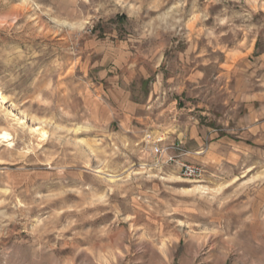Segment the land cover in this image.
I'll use <instances>...</instances> for the list:
<instances>
[{"label":"rangeland","instance_id":"1","mask_svg":"<svg viewBox=\"0 0 264 264\" xmlns=\"http://www.w3.org/2000/svg\"><path fill=\"white\" fill-rule=\"evenodd\" d=\"M0 89V264H264V0H0Z\"/></svg>","mask_w":264,"mask_h":264},{"label":"built area","instance_id":"2","mask_svg":"<svg viewBox=\"0 0 264 264\" xmlns=\"http://www.w3.org/2000/svg\"><path fill=\"white\" fill-rule=\"evenodd\" d=\"M151 138V136L149 137ZM152 152L159 164L178 165L181 173L188 178L201 177L205 169L200 164L188 163L184 160L189 151L182 142H167L163 137L151 139Z\"/></svg>","mask_w":264,"mask_h":264},{"label":"bare ground","instance_id":"3","mask_svg":"<svg viewBox=\"0 0 264 264\" xmlns=\"http://www.w3.org/2000/svg\"><path fill=\"white\" fill-rule=\"evenodd\" d=\"M6 102V98L5 96L3 95V93L1 92V89H0V104H4ZM41 133V132H40ZM1 136V135H0ZM2 136L4 138H7L9 135L7 133H3ZM43 136V135H42ZM2 138V137H1ZM12 144V143H11Z\"/></svg>","mask_w":264,"mask_h":264},{"label":"snow or ice","instance_id":"4","mask_svg":"<svg viewBox=\"0 0 264 264\" xmlns=\"http://www.w3.org/2000/svg\"><path fill=\"white\" fill-rule=\"evenodd\" d=\"M223 23V21H221Z\"/></svg>","mask_w":264,"mask_h":264}]
</instances>
